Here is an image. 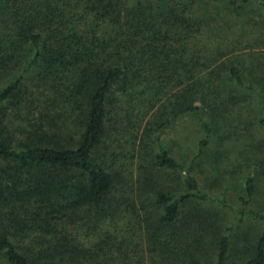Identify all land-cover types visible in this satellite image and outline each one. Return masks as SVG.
Instances as JSON below:
<instances>
[{
	"label": "trees",
	"instance_id": "obj_1",
	"mask_svg": "<svg viewBox=\"0 0 264 264\" xmlns=\"http://www.w3.org/2000/svg\"><path fill=\"white\" fill-rule=\"evenodd\" d=\"M221 22L261 28L264 0H0V73L20 70L0 89V264L227 263L231 235L219 238L213 261H201L202 232L184 241L193 221L180 220L192 202L226 207L191 174L210 142L203 110L219 99L214 71L222 68L211 71L213 79H196L177 49L193 28ZM181 70L190 73L187 84ZM223 74L234 89L245 87L236 65ZM259 106L264 125V97ZM180 115L194 116L205 135L189 165L161 139ZM147 116L143 136L154 134V167L179 176L177 188L152 185V209L126 205L147 235L149 263L104 229L126 200L116 197L100 155L113 126L126 121L138 136ZM245 192L239 222H264V213L248 208L253 179ZM248 248V264H264V231Z\"/></svg>",
	"mask_w": 264,
	"mask_h": 264
},
{
	"label": "rangeland",
	"instance_id": "obj_2",
	"mask_svg": "<svg viewBox=\"0 0 264 264\" xmlns=\"http://www.w3.org/2000/svg\"><path fill=\"white\" fill-rule=\"evenodd\" d=\"M201 26V32L196 27L188 38L182 35L185 40L180 46L177 43V49L183 54L185 65L192 67L189 70L194 71L196 79H213L211 71L216 67L222 68L220 74L214 71L218 74L214 84L219 86L216 88L219 99L215 105L205 106L203 110L206 120L211 121L210 142L198 157L199 143L205 135L194 116L184 115L169 124L161 139L165 149L181 163L189 165L198 157L191 174L197 178L205 193L223 200L226 205L192 202L185 206L180 216L182 226L191 221L193 225L185 234L184 241L191 243L197 235L194 234L196 229L202 232L203 242L196 253L201 261L211 262L219 238L231 235L226 264H248V247L261 237L264 222L247 218L239 222L236 210L240 208L241 199H247L245 182L250 178L253 179L254 193L248 208L264 213V125L259 123L263 117L259 98L264 97V24L258 29L226 26L222 22L217 26ZM211 54L214 55V63L208 65ZM228 64L236 65L243 72L244 88L234 89L224 79L223 70ZM19 72L18 68L0 73V89ZM180 73L187 84L190 73L188 70H181ZM181 88L178 86L172 91ZM29 119V116L26 119L20 117L16 121L23 125ZM149 120V116L143 120L138 136L126 121L119 122L120 125L112 127L100 152L115 176L116 197L126 200L125 206L120 209L122 212L108 224L105 222L103 225L106 228H103L117 236L114 240L116 245L126 242L129 244L128 251H135L137 257L144 256L148 263L150 246L147 235L126 205L134 202L140 211L142 207L152 209L153 191L157 188L152 185L177 188L179 182L178 175L163 174L153 165L156 153L152 141L154 134L149 138L143 136ZM237 223V227L229 231ZM24 241L30 243V239Z\"/></svg>",
	"mask_w": 264,
	"mask_h": 264
}]
</instances>
